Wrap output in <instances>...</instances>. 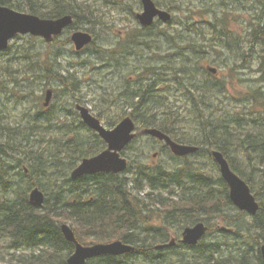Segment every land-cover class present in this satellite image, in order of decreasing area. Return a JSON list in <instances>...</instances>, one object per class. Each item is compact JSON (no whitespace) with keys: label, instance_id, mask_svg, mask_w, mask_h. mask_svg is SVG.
Wrapping results in <instances>:
<instances>
[{"label":"trees","instance_id":"trees-1","mask_svg":"<svg viewBox=\"0 0 264 264\" xmlns=\"http://www.w3.org/2000/svg\"><path fill=\"white\" fill-rule=\"evenodd\" d=\"M37 2L0 0L1 5L46 18L72 14L75 28L95 34V41L83 53L74 51L79 57L77 62L83 60L80 56L86 51L91 56L105 55L114 60L119 57L123 44L132 45V53L139 51L141 45L157 51L156 43L139 40L136 36L138 32H165L160 38L163 42L172 38L164 54H161L162 63H157L155 70L152 69L153 83H149L145 91L144 85L133 91L132 96L126 97L127 103L120 106L124 112L118 119L101 118V114L97 116L111 128L125 115H131L142 128H157L177 142L194 144L200 149L194 153L199 157L196 160L173 156L175 162L170 164L185 161L183 166L175 170L162 169L160 164H136L132 159L124 174L99 173L73 180L69 171L82 159L104 150L106 143L84 125L74 109L73 103L81 100L76 94L81 92L82 81L77 72L66 73L70 68L66 70L62 64L66 57L65 47L71 44L69 36L65 39L56 38L53 43L47 44L44 53L32 52L28 48L20 56L12 57L18 60L16 66L26 64L30 71L23 76L27 82L25 84L11 78L13 59H3L0 63V88L11 83L10 92H21V101L31 99L44 108L43 116L33 123L36 134L42 138L44 126H49L53 131L57 127L66 129L65 138L56 142L59 145H56L55 151V145L40 147L39 144L44 145L45 140L37 138L35 133L31 134L20 127L2 126L0 151L6 155L8 152L4 148L11 150V163L2 161L0 156V242H4L13 252H20L17 258H13L16 256L13 254L8 259L9 263L16 259L15 264H67L74 245L65 239L61 224L68 223L83 245L122 240L136 247L129 254L100 256L89 260L87 264H253L251 260L255 258H259L263 264L264 206L260 203L261 209L255 216H249L234 207L212 151H221L231 168L249 185L251 181L246 177L247 170L239 159L240 153L246 156L248 164L258 159L255 169L264 173V153L259 151L264 147V131L251 127L255 123L253 111L260 115L259 121L263 125L264 92L257 89L254 97L247 90L241 93L243 100L238 99L239 102H243L245 107L250 102L254 110H229V107L221 105L225 99L234 102L229 96L228 83L218 85V80L211 72V75L205 72L208 75L202 78L193 70H201L206 55L209 62L223 68L217 58L228 50L231 52V71L247 69L244 61L256 57L254 60L260 73L257 81H264V0H200L201 7L196 6V10L192 8L188 12L182 8L187 4L186 0H167L164 3L156 0L159 6L183 12L185 18L179 21V26H172L170 30V26L167 29L159 24L153 28L131 27L130 24L125 39H119L116 46L110 49L97 45L98 35L94 28H103L105 23V13H101L97 4L104 2L108 8L110 5L121 7L119 0ZM132 9L130 14L135 17ZM176 19L174 16L168 25H174ZM183 35L188 40L186 45L174 40ZM70 62L72 66L77 63L74 60ZM101 67L104 72L99 71ZM85 68L98 70L97 73H90L102 77H109L116 70V67L111 68L104 62L82 69ZM158 70H162V73ZM233 72L229 71L231 76ZM40 77L47 81L38 89ZM54 80L58 81L57 84L53 83ZM229 83L231 85V81ZM52 84L56 85L55 99L59 94H64L59 98L67 101L58 107L53 102L45 108L42 93ZM24 85L27 86L26 90H23ZM108 90L112 95L117 92L114 85ZM111 104L108 103L113 107ZM125 109L131 110L128 112ZM225 113L231 116L226 117ZM41 114L37 113L38 116ZM218 128L222 131L216 134ZM79 131L87 134L79 136ZM201 131L211 133L215 141L211 142L208 136L199 142L185 139L192 133L194 137L197 133L198 137H202ZM68 135L70 138H67ZM226 138L237 141L232 143ZM232 144L236 147L232 148ZM243 144H246V149ZM230 149H233L235 156ZM61 161L66 166L64 171L57 166ZM173 185L182 190L171 188ZM34 188L45 192V204L41 209L29 202V194ZM253 193L256 195L254 190ZM247 216L249 221L246 220ZM201 221L208 225L209 231L196 246L177 243L165 249L156 248V245L168 242L170 234H176L179 238L184 228ZM222 224L233 231H222ZM243 226L249 231L245 237H241L240 233ZM0 260L5 262L6 257L0 256Z\"/></svg>","mask_w":264,"mask_h":264},{"label":"rangeland","instance_id":"rangeland-1","mask_svg":"<svg viewBox=\"0 0 264 264\" xmlns=\"http://www.w3.org/2000/svg\"><path fill=\"white\" fill-rule=\"evenodd\" d=\"M16 1L18 3V2H24L25 0H16ZM34 1L37 2V0ZM158 1H160L161 3L167 2V0H158ZM186 1L187 4L182 6L184 12H188L189 10H192V8L193 10H196V6L201 7L200 0H186ZM119 2H120L119 4H121V7L110 5V8H108L106 7V4L104 2H100L97 4V8L100 9L101 13H105V18H104L105 23L102 25L103 28L102 27H98L96 29L94 28V32L97 33L98 35L97 45L99 47L110 49L116 46L119 39L121 40L125 39L126 37L125 32L126 30H128L127 27L130 26V24H132L131 27L140 26L139 22L135 20V17H133V15L130 14V10L132 8H133L132 11L135 13L141 11V9H138V4H137V2H140V0H126V2H124V0H119ZM130 5L132 7H130ZM163 8L168 9L166 7ZM173 13L177 18L174 23V27H178L179 21L185 18V16L181 11L178 12L173 11ZM160 27H164V25L161 23ZM167 29H169V27H167ZM164 34L165 32L154 33L153 30L144 31L143 33L138 32L136 34L138 39L144 41L145 43H151V44L156 43L157 51L148 49L147 45H141L139 46V51L136 49L137 51H134L132 53L133 46L129 44H123L120 46L121 51L119 57L114 60H111L109 57L105 55L91 56L89 52L86 51L84 54L80 56L83 57V60L77 62L78 60L77 58L79 57L75 55L74 53L75 48L73 47V45L70 44L67 47H65L66 57L62 60V64L66 70L70 68L69 70L66 71V73L73 74L77 72L79 79L82 81L81 92L79 91L76 94V96L79 97L81 100L79 101L76 100L73 103L74 109L76 110V104L81 103L86 107L92 109L94 114L97 115L101 114V118L111 117L113 119H118L119 116L124 112V108H121L120 106H123L127 103L126 97L128 95L129 97L132 96L133 91L137 90L139 87L144 85H145L144 86V91H145L146 90L145 87L149 83H153L152 77L154 76V73L152 69L155 68L154 66L157 65V63L159 64L162 63L163 59L161 57V54H164L167 47L170 45L169 41L171 42L173 40L171 38L164 42L160 41V38ZM66 36H68V34H66L62 39H65ZM157 39L159 40L157 41ZM174 40H177L182 45H186L188 41L186 36L184 35L183 37L176 38ZM28 48H31L32 52L43 51L44 53L48 47L46 46V44L42 43L40 38L29 39L28 36L17 38L14 41H12L8 53L5 55H0V63L3 62V59L5 60L8 57L12 58L13 56H20L23 53V51H25ZM230 54L231 52L226 50L225 52H223V55L221 54L220 57L217 58L219 59L220 64L222 63L223 68L226 70H223V68L220 69V66L217 63L209 62L210 60L206 55L204 56L206 57V60L202 61L201 70L197 71L195 68L193 71L196 75H199L202 78H204L205 76L208 75L206 73H209V71L207 70L209 69L208 66L209 63L211 64V66L214 65L218 67L220 71L219 74H217V76L215 75L213 76L216 80H218L217 81L218 85H223L231 81V85L228 86L230 91L229 96H231L234 100V102H230L227 99H225V101H223L221 105L229 107L230 108L229 110L244 109L245 112L254 110L250 102L248 103V106L245 107V104L243 102H239V100H243V95H241V93H244L246 90L251 93L252 97L255 96L254 91L257 89H261L264 92V81L262 82L257 81V79H259L260 77V73L258 72L257 61L254 60L256 59V57L244 61L247 69L245 68L238 69L237 71L233 72L231 71L230 68V63H231V60L229 59ZM70 60H74L77 63H75L74 66H72ZM101 62H104V64H109L111 68L116 67L115 73L110 74L109 77H102L100 74L95 75V73H97L98 70H90L89 68L82 69L84 66H97ZM241 62L242 61H240L239 64H241ZM11 63L13 64L14 67V69L12 70L13 72H11V78L14 81L17 80L23 82L24 84L27 83L25 82L26 79L23 78V76L25 77V74H28L30 72L27 69L26 64H24L21 67L16 66L15 63H18V60L16 58H14L11 61ZM81 69L84 70L85 72L82 71ZM90 71H94L95 73L91 74ZM99 71L104 72V68L101 67ZM229 71L233 72L234 75L231 76ZM158 72L162 73V70H158ZM209 75L211 74L209 73ZM172 78L173 77H171V79ZM45 81H47V79L40 77L39 82L37 83L38 89L45 83ZM57 82H58L57 80H54L53 83L57 84ZM10 85L11 83H7L5 88H0V136L3 132L2 130L3 125L5 126L8 125L10 127H20L21 130L30 131L31 134L32 133L36 134L37 129L33 123L35 120L38 121L43 116L44 108L39 104H37L35 101H30L31 99H26L24 101H21L20 96L23 94L18 90H16L15 92H10L11 89ZM111 85H114L116 87L117 92L115 95H112L108 90V88H110ZM52 88H56V85L52 84L47 86L42 93L43 96L45 97L46 90ZM26 89L27 86L24 85L23 90ZM118 92L119 93L122 92V93L118 95ZM59 96H64V94H59ZM59 96L57 99H55V97L53 98V102L56 103V107L60 105H64V102L67 101V99H60ZM252 97H250V100H253ZM110 102L114 105L113 107L108 105V103ZM125 110L129 112L131 109H125ZM76 112L78 113L77 110ZM37 113L40 114L42 113V114L38 116ZM227 113L230 112L227 111ZM227 113H225L226 117L231 116L230 114ZM252 113H254L255 123H252L251 127L257 131H264V122H262L263 123L262 125L261 121H259V119L261 118L260 115H258V113L254 111ZM79 118L81 120L80 115ZM219 120L217 122H220ZM226 120L231 121L230 119H226ZM137 126H138V130H137V137L135 139V142L133 141L134 143L132 142L124 151V155L129 160V162H131V160L134 159L136 164L149 163L152 166H156L160 164L161 168L165 170L167 169L175 170L176 167L183 166L185 164L184 160L179 161L177 164H170L175 162L173 156L181 159L182 157H178L172 154L171 150L166 147L164 142L158 140L157 138L149 136L147 133H144L141 125L137 124ZM65 131L66 129L63 127H57L56 131H53L49 126H44L41 131L42 138L39 134H36L37 138L45 140L44 145L39 144L41 145L40 147L44 148L46 145H48V147L55 145V147L53 148L55 149L56 145H59L57 143L60 142L61 139L65 138L64 137ZM186 131L187 134H189L190 131L188 132V129ZM219 131L222 130L218 128L216 130V134H218ZM86 134L87 133L85 131H79V133H77V135L79 136H84ZM194 134L192 133V135L186 137L185 139L199 142L204 140L203 137L208 136L211 139V142L215 141L214 140L215 136L211 135V133L201 131L200 136L202 137H198V133L196 134V137H194ZM88 137L91 139L90 135H88ZM244 137L242 138V140L245 139ZM67 138H70V135H68ZM1 140L2 139H0V141ZM226 140L232 143L237 141V139H228V138H226ZM238 143H240V141ZM243 145L246 149V144ZM231 147L235 148L236 145L232 144ZM4 150H6L8 153L5 155L0 151V156H2L1 160L6 161L8 164H10L11 150L9 148H4ZM230 150L232 154L235 156L233 149ZM55 151H57V149H55ZM259 151L264 153V147L262 149H259ZM154 154L156 155L154 156ZM71 155L73 156L75 154L71 153ZM185 157H187L189 160H196L199 158L196 155H194V153ZM239 159L241 163H243L244 165L243 167H245V169L247 170L246 177L251 181L249 183L251 189L253 188L252 191L253 190L255 191L257 195L255 196L257 197L259 203H261V205L264 206V173H261L258 171V169H255L257 168L256 162L258 161V159H256V162H252L248 164L246 162V156L241 153L239 154ZM57 166L59 170L62 171H64L66 168V166L63 164L62 161L58 163ZM217 166L219 168L218 164ZM72 170L69 171V176L71 175ZM48 173L49 174L51 173V169ZM219 173H220V169H219ZM64 180H66V178ZM183 187L185 188V186ZM171 188L182 190L181 187H176V185L171 186ZM232 213L234 212L232 211ZM249 219L250 218L247 216L246 220L249 221ZM247 231L248 230L245 228V226H243L240 230L241 237L247 236L248 235ZM171 237H177V236L176 234H170L168 240H170ZM19 253L20 252H13V250L7 248L4 242L2 241L0 242V256L6 257V260L4 262L5 264H15V262H17L16 259L15 262L13 263H9L8 259H11L12 257L17 258V256H19ZM13 254H15L16 256H12ZM251 262H253V264H261L259 258L252 259Z\"/></svg>","mask_w":264,"mask_h":264},{"label":"water","instance_id":"water-1","mask_svg":"<svg viewBox=\"0 0 264 264\" xmlns=\"http://www.w3.org/2000/svg\"><path fill=\"white\" fill-rule=\"evenodd\" d=\"M143 10L137 14L140 24L144 27L153 25L155 19L163 22H169L172 15L169 11L159 8L154 0H141ZM72 15H65L55 19L41 18L34 14L18 12L14 9L0 5V51L7 49L9 41L18 34H32L41 36L47 42H51L54 36L61 35L64 30L73 25ZM77 51H81L85 46L93 41L92 34L85 31H75L71 37ZM216 73V69H210ZM53 91L49 90L46 96V106L49 105ZM77 110L82 121L92 130L96 131L106 142L107 149L92 158L84 159L78 169L73 172V177L77 178L82 175H93L97 173H121L128 167V160L121 156V151L135 138L133 131L135 123L128 116L124 118L115 128H106L99 118L91 111L78 104ZM154 137L164 140L171 148V151L177 156H186L194 149L191 146L178 145L174 143L167 135L162 132L151 129L147 131ZM214 157L220 165V172L224 181L230 188V199L233 204L241 211H246L250 215H256L260 205L251 192L248 185L234 173L228 161L220 152H214ZM30 203L38 208H42L45 202V194L35 188L31 191ZM65 238L76 246L74 254L68 259V264H86L88 259L101 255H122L134 250V246L126 244L120 240L110 243H98L91 246L82 245L75 237V234L68 224L61 225ZM208 227L200 222L194 226L184 229L182 233V243L187 245H196L206 234ZM170 244L160 245L170 246Z\"/></svg>","mask_w":264,"mask_h":264},{"label":"bare ground","instance_id":"bare-ground-1","mask_svg":"<svg viewBox=\"0 0 264 264\" xmlns=\"http://www.w3.org/2000/svg\"><path fill=\"white\" fill-rule=\"evenodd\" d=\"M2 6H5V7H7V8H11V9H15V8H12V7H10V6H6V5H2ZM162 9H164V8H162ZM164 10H167V9H164ZM167 11H169V10H167ZM210 68V67H209ZM209 70V69H208ZM209 72H211L210 70H209ZM211 74H212V72H211ZM77 105L78 104H76V110H77ZM78 111V110H77ZM79 113V112H78ZM80 115V114H79ZM81 117V116H80ZM134 123H135V130L133 131V133L135 134V138H134V140L136 139V137H137V128H138V126H137V122L134 120ZM151 129H156V130H158V131H160V132H162L163 134H165V135H167L172 141H174V143H177L178 145H185V146H191L194 150L193 151H191V152H189L186 156H188V155H191V154H193V153H195V152H197L200 148H199V146H197V145H194V144H185V143H180V142H177L176 140H174L169 134H167V133H164L163 131H161V130H159V129H157V128H143V132L144 133H147L149 136H152V137H154L153 135H151L150 133H148L147 131L148 130H151ZM100 137V136H99ZM154 138H156V137H154ZM158 139V138H157ZM134 140H132L122 151H121V156L122 157H124V158H126V156L124 155V151L126 150V148L134 141ZM158 140H160V139H158ZM160 141H162V142H164L165 143V145L166 146H168L169 147V149L171 150V148H170V146L164 141V140H160ZM107 149V145H106V148L104 149V150H106ZM104 150H102L101 152H103ZM220 152L222 155H223V153L221 152V151H219V150H213L212 151V156H213V158H214V160H215V162L218 164V162L216 161V159H215V157H214V152ZM101 152H99L98 154H100ZM98 154H96V155H93V156H89V157H86V158H84V159H87V158H92V157H94V156H97ZM177 156V155H176ZM224 156V155H223ZM178 157H185V156H178ZM224 158H225V156H224ZM84 159H82L79 163H78V165L75 167V168H73V170H72V173H71V179H73V180H76V179H79V178H81V177H83V176H87L88 174H85V175H82V176H80V177H77V178H74L73 177V172L75 171V170H77L78 169V166H80L81 164H82V162H83V160ZM127 159V158H126ZM226 159V158H225ZM128 160V159H127ZM227 160V159H226ZM228 161V160H227ZM229 163V162H228ZM130 164V162H129V160H128V165ZM219 165V164H218ZM229 166H230V164H229ZM230 168H231V166H230ZM219 169H220V165H219ZM231 170L234 172V173H236L232 168H231ZM122 173V172H121ZM121 173H117V174H121ZM237 174V173H236ZM247 185H248V187L250 188V190H251V192H252V189H251V187H250V185L239 175V174H237ZM255 198H256V196H255ZM256 200H257V198H256ZM258 201V200H257ZM258 203H259V201H258ZM260 204V203H259ZM185 229V228H184ZM261 258H262V263L264 264V246H261Z\"/></svg>","mask_w":264,"mask_h":264},{"label":"flooded vegetation","instance_id":"flooded-vegetation-1","mask_svg":"<svg viewBox=\"0 0 264 264\" xmlns=\"http://www.w3.org/2000/svg\"><path fill=\"white\" fill-rule=\"evenodd\" d=\"M137 130H138V128H137Z\"/></svg>","mask_w":264,"mask_h":264}]
</instances>
